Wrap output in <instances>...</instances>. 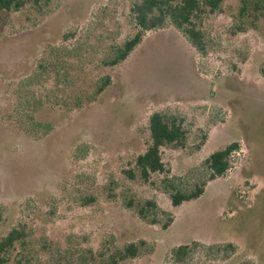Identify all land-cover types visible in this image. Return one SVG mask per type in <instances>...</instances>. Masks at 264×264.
<instances>
[{
    "label": "rangeland",
    "instance_id": "obj_1",
    "mask_svg": "<svg viewBox=\"0 0 264 264\" xmlns=\"http://www.w3.org/2000/svg\"><path fill=\"white\" fill-rule=\"evenodd\" d=\"M134 1L0 12V237L25 232L6 264H109L139 241V254L116 264H264V18L240 30L239 0H223L201 19L205 54L167 24L106 66L111 46L136 30ZM154 111L182 117L187 130L183 147L161 148L169 175L239 142L227 172L178 206L162 188L167 173L148 182L125 173L147 147ZM29 114L49 130L33 129ZM147 199L160 209L156 223L135 211ZM183 244L191 249L176 261Z\"/></svg>",
    "mask_w": 264,
    "mask_h": 264
},
{
    "label": "trees",
    "instance_id": "obj_2",
    "mask_svg": "<svg viewBox=\"0 0 264 264\" xmlns=\"http://www.w3.org/2000/svg\"><path fill=\"white\" fill-rule=\"evenodd\" d=\"M51 0H0V12L17 11L27 4L40 6ZM223 0H135L130 7V16L135 25V32L120 44L112 45L103 59L106 66H114L124 61L130 52L141 42L144 33L149 30L162 28L167 24L173 25L200 53H206L205 34L200 26L204 14L216 12ZM240 22L239 29L255 27L264 18V0H239L237 14ZM36 78H27L31 81ZM109 76L99 78L95 82V89L86 98L93 100L109 84ZM79 98V97H77ZM65 103V102H64ZM81 100H76L75 105L80 106ZM28 118L32 120V115ZM33 121V120H32ZM32 123V122H31ZM32 128L39 129L42 133L49 130L47 123L33 121ZM149 142L145 150L134 159L132 169L125 170L129 178H139L148 182L153 173H167L161 180L162 188L168 195L172 206L197 199L203 192L206 183L224 175L231 167V156L239 149V142L233 141L224 147L211 152L201 162L200 166L180 176L169 175L161 157V148L174 145L183 147L187 138V130L183 118L165 111H154L148 118ZM196 173V174H195ZM195 174V175H193ZM192 178V182L188 179ZM128 206H132L131 202ZM160 210L155 201L147 199L135 205V211L140 218L156 223V212ZM170 218L162 224L166 227ZM25 232L22 228H12L0 237V264L8 262V253L17 243L23 244ZM144 242H131L115 250L110 255L109 264L133 258L139 254ZM193 245H196L193 243ZM232 247L231 244H226ZM191 246L183 244L172 250L176 261H182L190 251Z\"/></svg>",
    "mask_w": 264,
    "mask_h": 264
}]
</instances>
